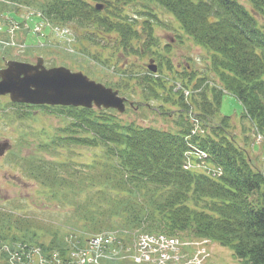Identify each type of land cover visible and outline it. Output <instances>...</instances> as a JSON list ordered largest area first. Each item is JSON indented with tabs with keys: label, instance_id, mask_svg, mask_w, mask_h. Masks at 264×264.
I'll return each mask as SVG.
<instances>
[{
	"label": "trees",
	"instance_id": "obj_1",
	"mask_svg": "<svg viewBox=\"0 0 264 264\" xmlns=\"http://www.w3.org/2000/svg\"><path fill=\"white\" fill-rule=\"evenodd\" d=\"M136 1L0 0V14L8 11L10 2L39 10L53 25L73 27L78 43L98 63L111 64L113 55L104 58L102 51L95 55L89 51L91 45L102 50L114 44L135 54L156 52L150 19L160 24L159 18L145 5L149 10L139 12L146 17L141 26L127 9ZM147 1L173 15L187 36L209 52L215 77L198 79L195 87L199 92L190 95L193 107L182 90L168 88L161 74L146 69L140 76L142 105L171 117L164 111V103L155 107L150 100L178 103L175 128L123 121L114 108L52 106L66 113L70 121L40 144L41 150L51 155L57 149L73 151L78 146L99 151L82 165L19 155L16 164L43 185L46 198L68 207L71 227L63 231L16 210L0 208V249L1 244L19 241L63 255L72 244L68 239L76 241L74 247L78 248L90 235L114 232L120 238L126 235V242L132 243L139 233L152 232L209 238L230 247L244 264H264V172L253 165L247 149L235 142L233 119L220 111L224 95L233 94L243 105L244 116L264 134V0H248L250 8L239 0ZM99 2L102 8L97 6ZM163 61L164 57L160 63ZM80 70L90 75L88 69ZM193 74L183 77L189 76L192 84ZM22 104L33 107L16 103ZM194 108L210 128V133L198 139L199 134H191L190 110ZM192 148L208 151L222 174L213 171L212 177L185 169ZM42 234L49 239L43 240ZM0 253L4 260L9 258L6 251ZM106 264L137 263L120 260Z\"/></svg>",
	"mask_w": 264,
	"mask_h": 264
},
{
	"label": "rangeland",
	"instance_id": "obj_2",
	"mask_svg": "<svg viewBox=\"0 0 264 264\" xmlns=\"http://www.w3.org/2000/svg\"><path fill=\"white\" fill-rule=\"evenodd\" d=\"M239 1L247 8L251 7L248 0ZM145 5L151 7L150 10L160 21V24H156L150 19L154 26L153 34L157 44L153 47V51H156L154 55L150 52L127 53L113 46L114 44L102 50L99 46L91 45L89 51L95 55L99 56V51H102L104 58L113 55L111 64H103L98 63L92 54L87 53L76 38L74 40L71 38L74 33L73 27L48 28L46 25L49 24L36 15V9L28 10L23 5L18 6L10 2L8 11L0 14V70L11 60L35 64L39 57L44 59L47 68L64 66L72 71L86 68L90 78L113 89L118 87L115 90L128 100L127 109L120 113L123 121H135L142 125L148 124L160 128H175L177 116L174 113L180 109L178 103L166 102L163 98L160 101L150 100L153 106L164 103V111L167 110L171 117L156 112L152 107L142 105L140 102L143 89L139 85L140 76H143L149 68L148 65H156L157 69L152 73L161 74L168 88L173 87L176 92L179 90V85L184 86V82L191 85L189 76L194 75L193 73L196 74L192 79L194 85L199 82L200 77L210 80L215 77L210 68V54L187 36L173 15L147 0H138L127 7L128 13L135 15L140 25L146 17L139 12L149 10ZM42 30L46 31V35L41 33ZM157 52L160 55H157ZM162 57L164 61L160 63ZM183 75L189 76L183 77ZM194 95L196 96L197 93L195 92ZM130 103L133 105L131 106ZM52 106L55 105H33L28 108L23 104L16 105L9 95H0V152L4 151L0 153V208L7 211L16 210L14 212L19 215L67 231L71 227L67 218L68 207L49 201L46 198L47 190L43 185L26 176L16 164L19 155H31L56 161H74L82 165L90 162L99 151L93 147L78 146L73 151L57 149L51 155L41 150L39 145L46 140L49 141L70 121L66 113H61ZM220 111L222 115H228L233 119L234 127L231 133L235 142L248 149L249 159L253 165L264 172L263 132H259L263 138L257 137L256 127L244 116L243 105L233 94L224 95ZM6 142L9 145L4 149L3 144ZM42 239L48 240L49 236L43 235ZM14 243L19 244L15 241ZM8 244L11 249L15 247L13 243L8 242ZM187 248L184 250L187 261L195 256V259L201 260V264H244L234 256L230 247L209 238L193 237ZM36 260H39L38 256Z\"/></svg>",
	"mask_w": 264,
	"mask_h": 264
},
{
	"label": "water",
	"instance_id": "obj_3",
	"mask_svg": "<svg viewBox=\"0 0 264 264\" xmlns=\"http://www.w3.org/2000/svg\"><path fill=\"white\" fill-rule=\"evenodd\" d=\"M102 8V5H98ZM156 71V65H148ZM0 95H9L13 102L33 105L82 106L126 110L125 97L119 91L91 79L82 71L64 66L47 68L44 59L37 63L11 60L0 70ZM8 142L3 144L5 149ZM4 151H1L2 154Z\"/></svg>",
	"mask_w": 264,
	"mask_h": 264
},
{
	"label": "built area",
	"instance_id": "obj_4",
	"mask_svg": "<svg viewBox=\"0 0 264 264\" xmlns=\"http://www.w3.org/2000/svg\"><path fill=\"white\" fill-rule=\"evenodd\" d=\"M191 241L165 234L143 233L138 236L135 248L131 249L124 247L116 234L103 233L89 238L84 246L74 247L68 257L56 251L47 254L39 246L19 243L12 249L8 245L2 246L1 251H6L9 258L2 259L0 264H106L120 260L137 264H201L195 256L185 260L187 254L184 250Z\"/></svg>",
	"mask_w": 264,
	"mask_h": 264
}]
</instances>
